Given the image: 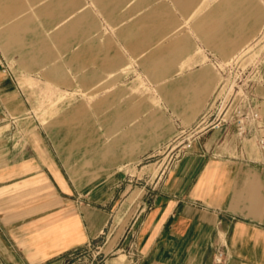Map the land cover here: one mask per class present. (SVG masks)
<instances>
[{
	"label": "crops",
	"instance_id": "0c3cea01",
	"mask_svg": "<svg viewBox=\"0 0 264 264\" xmlns=\"http://www.w3.org/2000/svg\"><path fill=\"white\" fill-rule=\"evenodd\" d=\"M203 2L0 0V59L19 76L0 68V120L27 115L42 92L66 101L23 139L0 125V264H51L103 239L133 245L136 264H215L217 251L264 264V153L232 130L191 134L239 51ZM254 72L264 128V65ZM175 135L183 155L114 226L135 179L113 170L128 157L112 148Z\"/></svg>",
	"mask_w": 264,
	"mask_h": 264
},
{
	"label": "rangeland",
	"instance_id": "374dc122",
	"mask_svg": "<svg viewBox=\"0 0 264 264\" xmlns=\"http://www.w3.org/2000/svg\"><path fill=\"white\" fill-rule=\"evenodd\" d=\"M203 5L207 6L204 11L219 7V19L224 33L227 32L228 25L233 26L239 39V51L235 58L231 62L225 63L223 68L218 69L222 76L221 80L224 79V86L221 91L218 89L214 97L217 100H213L212 107L216 111L220 106L219 101H222L227 91L229 94L247 93L249 87L258 80L260 73L254 72V68L264 65V0H204ZM207 33L209 35L213 33L210 27ZM55 95L49 91L42 92V96L38 98L33 110L12 125L18 138L23 139L36 124H40L41 121L43 123L47 110L53 109L65 101L64 99H55ZM6 124L9 125V122ZM116 136L113 135L112 138L115 139ZM181 141L182 138L175 135L168 142L153 149L112 148V157L117 156L119 158L121 154L128 157L127 164L113 165L115 166L113 170L120 169L135 179L128 190V194L123 197L124 200L127 199L126 208L124 207L121 211L117 210L114 214V226L117 224L116 226L122 229L127 224L134 214L135 201L140 200L141 195H144L148 188L154 186L159 177H162L169 167L183 155V147L186 142L182 143ZM96 150L97 157L108 155V149ZM118 235L119 232H117L115 239ZM105 240L103 239L98 245L91 243L89 248H85V251L87 254L100 253L98 259L103 258L104 255L107 256L106 259L108 260L121 256L120 248L112 249L113 242L105 246Z\"/></svg>",
	"mask_w": 264,
	"mask_h": 264
},
{
	"label": "built area",
	"instance_id": "2783aa9c",
	"mask_svg": "<svg viewBox=\"0 0 264 264\" xmlns=\"http://www.w3.org/2000/svg\"><path fill=\"white\" fill-rule=\"evenodd\" d=\"M0 68L13 80H17L19 76H16L4 59H0ZM223 79V78H222ZM224 79L219 83V90L221 91L224 86ZM217 100L214 98V101ZM220 106L215 111L212 104L209 109L201 116L197 123L192 135L197 134L199 131L232 130L234 136L239 143L245 141L254 140L257 144L259 151L264 153V128L260 123V116L256 110L253 97L249 91L247 93H231L228 91L224 94L222 101H219ZM21 117H14L5 113L0 120V125L9 122V125H14ZM187 148L190 147V143H187ZM91 243L87 244L83 249L75 250L51 264H136L138 261V255L133 245H130L127 250L121 251V256L114 258L113 260L106 259V255L103 258L98 259L100 253L87 254L85 248H89ZM123 257V259H119ZM215 264L225 263V253L223 251H217L214 257Z\"/></svg>",
	"mask_w": 264,
	"mask_h": 264
}]
</instances>
